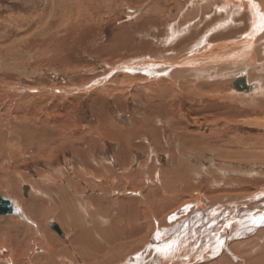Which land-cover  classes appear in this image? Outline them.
<instances>
[{"label": "rangeland", "instance_id": "374dc122", "mask_svg": "<svg viewBox=\"0 0 264 264\" xmlns=\"http://www.w3.org/2000/svg\"><path fill=\"white\" fill-rule=\"evenodd\" d=\"M252 1L261 11L264 0ZM223 3L0 0V195L21 215L0 220L41 223L52 249L44 257L41 243L20 242L24 262L16 264H127L156 238L158 222L166 216L174 225L170 218L184 205L195 212V202H239L264 188V96L245 97L231 87L239 77L249 79L245 70L198 80L183 66L151 80L128 70L142 60L183 59L203 42L213 47L246 38L249 14L217 10ZM261 36L253 38L257 64L264 59ZM263 72L249 79L257 88H264ZM66 173L68 185L61 181ZM146 196L150 205L164 206L155 212V229L146 239L144 228L123 239L112 235L118 225L112 220H134ZM32 197L39 200L26 210ZM190 210L176 219L194 218ZM94 226L111 234L113 247L118 240L124 246L112 254L107 243L88 249L87 241L103 243ZM10 253L0 242V264H13Z\"/></svg>", "mask_w": 264, "mask_h": 264}, {"label": "bare ground", "instance_id": "6f19581e", "mask_svg": "<svg viewBox=\"0 0 264 264\" xmlns=\"http://www.w3.org/2000/svg\"><path fill=\"white\" fill-rule=\"evenodd\" d=\"M223 1H224L223 5L221 7H217V10L219 11L221 10V12L224 10L231 14H236V15L240 14L241 12L249 14V21L252 25V33L249 34L246 38L227 42L225 44H221L219 46H213V47L208 46L206 42H203L201 46L198 45L196 46V49H193L192 51L190 50L191 52L189 53V55L183 59H179L178 56H176V57H171L173 58V61L172 60L170 61L142 60L133 63L131 66H128L129 72H131L132 74H137V73L144 74L148 79L151 80V79H157V77L159 78L161 77V75L168 76L169 75L168 73H170L171 70L176 68V66L177 67L183 66V68H185V70L183 71H185V73L188 76L191 75L190 77L196 80H198L199 78L210 79L211 77H214L216 75H224L225 70H230L235 72L245 70L246 73L248 74L249 79H253V78L260 79L261 71H264V59L262 58L261 63L257 64V62L255 61V55L252 46H253V38L258 36L259 33L261 32L262 33L261 39L263 40V46L260 47L258 51H259V56L260 54L264 56V20L260 14L262 13L261 11L264 12V7H262V10L260 11L258 5L256 3H253L252 0H223ZM246 60L248 62L251 61L252 64L246 63L245 62ZM249 79L244 77H239L236 80H234L235 82L238 80L241 81V87L243 89L236 88L235 85H233V83L235 82L231 83L232 84L231 87L240 92H246L245 97L264 96V88L263 87L257 88L258 86L256 84H252ZM254 86L256 89L254 88ZM36 135L38 136V133ZM187 141L185 140V142ZM170 173L177 174V170L172 169ZM63 176L64 178H61V181L66 180V184L68 185L69 173H66ZM62 183L64 184L65 182ZM63 186L64 185H60L59 187L57 186L56 188L60 190L59 193H61V195L64 194L63 190H61ZM29 189L30 187H28V191L24 196H26L27 193L30 191ZM11 195L15 196L13 190L11 191ZM121 198L122 197H120V199ZM38 200L39 199L32 197L30 201L24 203L25 209L30 210L31 207L35 205ZM144 200L146 201V203L143 201L144 203L143 206L140 205V207H142L143 209L142 210L143 214L140 213L138 216L136 215L137 217L135 216L134 220L132 219L131 221L126 223L114 219L112 220L118 222V225H112V226H116L113 233H111L112 235H117L118 239H123V235L128 236L125 233L128 232L129 234L134 235L135 233L137 234V232H139L144 228L146 229V232L144 233L145 235L142 236L141 239H146L150 231L155 229L154 224L157 218L155 217L156 214L155 212L161 211V208L164 209L163 208L164 206L160 205L161 202L160 204L159 202H157L154 203V205L152 204L150 205L149 196L147 198L144 197ZM161 200L162 199H160V201ZM105 201H107V199ZM11 202L14 208L16 209L15 202L13 200H11ZM192 206L197 207L199 210L197 209L195 212H193L195 208L191 207L190 210V206L184 205L183 208H181L182 210L180 209V211L176 212L171 217L170 219L171 222L176 220L174 225H171L172 223L169 225L165 223L166 216L162 220H160L157 224L159 225L157 227L159 229L158 230L159 237L157 236H155L156 238L151 237L148 247L142 251L143 253L137 255V257L135 258L134 257L128 258L127 264H264V223L261 222V218L264 217V188L260 189L257 193L252 194V196L249 199L246 200L241 199L239 202L232 201V202H228V204H224V203H218L216 205L209 204L202 207H201V203L195 202L194 205ZM187 209L192 211L191 215L194 214L196 216L194 218H191L190 220H189L190 217L189 218L185 217L181 220L176 219L178 216L182 215L183 213H186ZM134 211L132 213H134ZM62 212L63 214L64 213L66 214L67 211L63 209ZM69 212L71 213V211ZM105 214L106 217L107 213ZM69 216L71 217V219L73 218L72 213ZM19 217H21V215H19ZM139 218L143 219L141 224H138ZM71 219L69 221H71ZM31 220L33 221V219ZM35 221L37 220L35 219ZM100 222L102 223V221ZM0 223H2L4 227L3 229H5V233H2L0 235V242L2 248L7 246L11 248L10 257L13 259V264H16L22 257V254L16 251L19 250L17 248L20 245L19 244L20 242H23L22 244H24L25 242L27 243L33 241L36 243L39 242V244L41 243L42 248H44L43 251L44 253L42 256L44 257L50 256L49 252L52 249L50 244L48 245V243L47 244L44 243L46 242V237L42 234L43 228L41 223L39 225L36 222L37 223L36 225L30 222L31 225H25L23 221H18L15 219H2L0 220ZM250 223H252V225H250ZM63 226L69 228L67 227L68 224L67 226L65 224ZM57 227L62 237H66L62 229L59 226ZM95 229L98 230L96 232L98 233V237L103 241V243L102 245H99L95 241L92 240L89 242L87 241L86 245L89 247L88 249L90 248L94 250L102 249L104 244L107 243L108 245H110V250L109 252L106 253L112 254L114 249L115 250L117 249L119 251L120 248L124 246L123 242L118 240L116 241L115 247H113L110 241L112 239L111 234H108V232H106V229L103 230L102 228L100 229L99 227L98 228L96 227ZM81 230L84 231V229ZM10 233L11 234L13 233L16 236L20 234L22 237L20 236V238L15 239L13 236V238H9ZM39 235L40 237L36 238V236ZM84 238L81 240L83 241L85 239H88V237L85 239ZM132 243H135V241L132 240ZM145 255H147L146 260H145ZM149 256H150V261L148 260ZM22 260H20V262H24ZM35 262H37V260H35Z\"/></svg>", "mask_w": 264, "mask_h": 264}, {"label": "water", "instance_id": "95a60500", "mask_svg": "<svg viewBox=\"0 0 264 264\" xmlns=\"http://www.w3.org/2000/svg\"><path fill=\"white\" fill-rule=\"evenodd\" d=\"M233 85H235V87L238 88V89H243L241 87V81H239V80L236 81L235 83H233ZM23 191H24V195H25L26 192L28 191V187L25 186L23 188ZM19 214L20 213L14 208L11 200H9L7 198H4V197H2L0 195V215H2V216H7V215H17V216H19ZM51 228H53L57 233H59L57 225L52 224ZM59 234H60V236H62L61 233H59Z\"/></svg>", "mask_w": 264, "mask_h": 264}, {"label": "snow or ice", "instance_id": "6c2138e0", "mask_svg": "<svg viewBox=\"0 0 264 264\" xmlns=\"http://www.w3.org/2000/svg\"><path fill=\"white\" fill-rule=\"evenodd\" d=\"M261 222L264 223V217L261 218ZM157 237H159V233H157Z\"/></svg>", "mask_w": 264, "mask_h": 264}]
</instances>
